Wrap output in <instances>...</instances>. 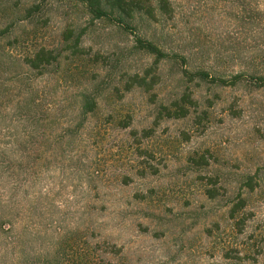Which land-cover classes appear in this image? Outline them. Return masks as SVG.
<instances>
[{"label": "rangeland", "instance_id": "1", "mask_svg": "<svg viewBox=\"0 0 264 264\" xmlns=\"http://www.w3.org/2000/svg\"><path fill=\"white\" fill-rule=\"evenodd\" d=\"M20 1L41 2L0 0V28L21 18ZM171 2L173 15L141 33L185 55L191 71L243 74L238 84L188 81L181 61L166 59L155 99L116 92L125 74L154 62L132 50L130 34L90 20L74 0L43 1L34 22L17 23L16 59L27 46H66L69 28L84 33L80 51L41 78L0 58V264L72 229L116 246V264H264V0ZM92 76L111 85L85 115L80 94ZM184 92L196 102L188 115L158 119Z\"/></svg>", "mask_w": 264, "mask_h": 264}, {"label": "trees", "instance_id": "2", "mask_svg": "<svg viewBox=\"0 0 264 264\" xmlns=\"http://www.w3.org/2000/svg\"><path fill=\"white\" fill-rule=\"evenodd\" d=\"M24 3L16 2L13 5L15 12H21L20 19L12 20L10 23L5 24L0 28V39H6V46L0 51V58H11L14 53L12 50L19 48L20 42L17 36H15V30L19 23H32L43 10L42 2ZM80 3L85 9L86 14L90 20L95 21H108L123 33L130 34L133 38L132 50L138 52H144L154 56L153 65L146 68L142 72H133L125 74L122 78L124 83L123 88L114 86L116 92H131L133 89L140 88L146 93H150L151 97L155 99V93L153 89L159 81V75L157 69L159 65L166 59H174L176 62L181 61L184 77H187L188 81H193L196 78L202 81L215 82L222 86H234L239 83L243 74L238 73L232 78L224 77H210V74L203 70L191 71L189 68L183 67L188 65L189 61L187 57L180 53H169L160 44L153 39L148 38L141 33V26L147 22L158 21L159 17H171L174 12L173 4L171 0H74ZM18 23V24H17ZM84 33L82 30L77 36L74 35L72 29H68L64 32V44L66 46L61 48H47L45 46L30 49L29 46L24 50V55L17 57L14 60L13 65L17 64L20 68L27 70L29 73H33L35 77H42L50 68H54L61 64V60L64 57V53L69 49L73 51H80L81 36ZM73 40V42H71ZM26 43V42H25ZM24 45L22 46H25ZM16 56V55H14ZM97 77L92 76L87 79V88L80 94L81 112L88 114L98 106L99 96L103 91L109 89L110 82H98ZM257 87L264 86V76L257 77ZM120 94V93H119ZM122 95V94H121ZM122 97V96H121ZM35 98L31 99L32 103H36ZM189 105V106H187ZM196 102L192 98L191 94L184 92L183 96L174 101L171 105L161 104L159 108V118H184L189 113V108L195 106ZM131 125V121L125 120L120 124L121 128H128ZM137 134V131H133ZM204 156L198 163L203 162ZM206 161V160H205ZM212 193V192H211ZM213 195V193H212ZM243 204V202H242ZM236 208H233L232 212H235L240 204H236ZM114 250H103L100 242L91 241L85 230H69L61 239L55 244V246L32 252L29 256H20L19 264H116L113 259L118 250L116 246H113ZM112 248V249H113Z\"/></svg>", "mask_w": 264, "mask_h": 264}]
</instances>
